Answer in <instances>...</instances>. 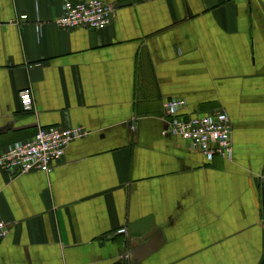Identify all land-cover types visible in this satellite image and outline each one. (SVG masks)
Instances as JSON below:
<instances>
[{
  "label": "crops",
  "instance_id": "1",
  "mask_svg": "<svg viewBox=\"0 0 264 264\" xmlns=\"http://www.w3.org/2000/svg\"><path fill=\"white\" fill-rule=\"evenodd\" d=\"M64 1L0 0V151L87 132L0 168V264H264V0H103L99 30L56 26ZM174 98L228 115L232 159L164 133Z\"/></svg>",
  "mask_w": 264,
  "mask_h": 264
},
{
  "label": "built area",
  "instance_id": "2",
  "mask_svg": "<svg viewBox=\"0 0 264 264\" xmlns=\"http://www.w3.org/2000/svg\"><path fill=\"white\" fill-rule=\"evenodd\" d=\"M113 15V7L103 0H65L62 13L55 18L54 23L60 28L86 27L99 30L112 23ZM19 20H26V16H19ZM19 100L22 109L29 110L32 105L31 89L21 90ZM184 105L185 101L180 98L165 103L169 122L164 133L188 141L208 160L214 156L232 159V123L228 115L216 110L209 114L183 117L179 111ZM86 133L82 126L39 127L30 139L12 143L0 151V168L17 173H48L52 163L63 156L70 142ZM7 233L6 224L0 221V239L5 238Z\"/></svg>",
  "mask_w": 264,
  "mask_h": 264
}]
</instances>
